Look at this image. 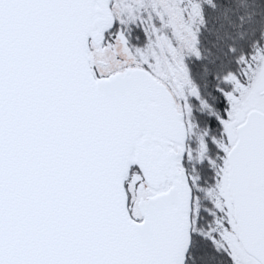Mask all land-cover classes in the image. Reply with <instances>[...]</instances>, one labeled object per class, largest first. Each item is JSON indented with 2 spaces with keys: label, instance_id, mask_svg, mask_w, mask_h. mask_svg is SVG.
<instances>
[{
  "label": "snow or ice",
  "instance_id": "1",
  "mask_svg": "<svg viewBox=\"0 0 264 264\" xmlns=\"http://www.w3.org/2000/svg\"><path fill=\"white\" fill-rule=\"evenodd\" d=\"M0 264H264V0H0Z\"/></svg>",
  "mask_w": 264,
  "mask_h": 264
}]
</instances>
